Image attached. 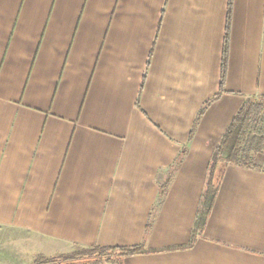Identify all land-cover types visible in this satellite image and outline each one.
<instances>
[{"label": "crops", "instance_id": "0c3cea01", "mask_svg": "<svg viewBox=\"0 0 264 264\" xmlns=\"http://www.w3.org/2000/svg\"><path fill=\"white\" fill-rule=\"evenodd\" d=\"M227 13L228 0H0V251L264 264V161L225 168L182 248L215 148L264 97V0H233L220 94Z\"/></svg>", "mask_w": 264, "mask_h": 264}, {"label": "trees", "instance_id": "16d2710c", "mask_svg": "<svg viewBox=\"0 0 264 264\" xmlns=\"http://www.w3.org/2000/svg\"><path fill=\"white\" fill-rule=\"evenodd\" d=\"M233 0H228V13L226 19L225 38L221 66L220 94L226 77L230 18ZM219 94V95H220ZM219 95L207 102L199 113L192 129L204 113L207 106ZM264 97H248L244 100L238 112L230 122L223 134L219 144L215 148L208 166V175L202 193L200 205L196 215L194 229L188 245L182 248H190L197 236L203 233L207 219L211 213L216 195L218 193L224 170L233 165L242 168H250L252 157L258 155L264 149ZM185 151L181 153V156ZM179 161V160H178ZM164 191H161V195ZM146 252L142 246L133 247H76L70 254L57 255L53 257L38 256L34 264H100L111 262L122 264V258Z\"/></svg>", "mask_w": 264, "mask_h": 264}, {"label": "rangeland", "instance_id": "374dc122", "mask_svg": "<svg viewBox=\"0 0 264 264\" xmlns=\"http://www.w3.org/2000/svg\"><path fill=\"white\" fill-rule=\"evenodd\" d=\"M262 161H264V149L258 155L252 157V161L250 165L253 166L254 168L259 167L260 164L263 163ZM22 252L24 253V256H27L29 254L24 250ZM0 264H34V261L32 263H29L28 261L18 262L15 259L11 258L10 255H8V253H4L3 251H0Z\"/></svg>", "mask_w": 264, "mask_h": 264}]
</instances>
